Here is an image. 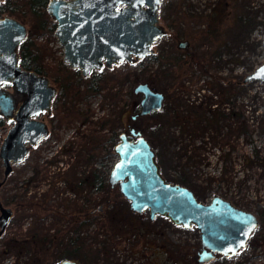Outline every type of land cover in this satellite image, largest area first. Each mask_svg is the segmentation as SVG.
Listing matches in <instances>:
<instances>
[{"label": "rangeland", "instance_id": "rangeland-1", "mask_svg": "<svg viewBox=\"0 0 264 264\" xmlns=\"http://www.w3.org/2000/svg\"><path fill=\"white\" fill-rule=\"evenodd\" d=\"M15 1L21 2L22 0ZM222 1L224 0H160L157 16L163 32L150 44L152 52L133 62L122 60L110 66H101L99 70L114 79L102 82L96 94L90 96L91 116L84 121L83 125L81 124L82 128L92 123L98 125L101 116L112 117L117 120L118 132L123 130V125L128 122L145 138L150 139L154 145L156 133L153 128L155 120L152 112L138 116L134 120L130 119V114L134 111L129 109V103L138 101L141 96L140 92H133L132 87L137 82H143L146 75L149 85L163 93L162 107L168 104L180 115L188 114L189 109H198L201 104L206 105L208 100L214 101V96L210 95L212 89L209 84V75L200 73L191 66L188 68V64L187 67H180L178 64L186 56L189 60L192 59L190 54L186 53L188 47L196 56L203 57L208 62L207 67L211 72L232 74L240 78L258 65L263 59L261 35L264 31V0H227L229 3L226 7V10L228 9L226 17L216 21L219 28L213 32L215 35L210 37L203 33L209 21L206 14L212 10H219L222 7ZM20 10H26V7H21ZM2 13L10 15L4 10L0 12ZM10 16L15 18L13 15ZM245 16H248L247 20L242 19ZM31 25L29 22L25 23L26 35L28 32L32 34L31 47L33 48L31 50L40 52V49L45 48L41 60L47 68L49 82L56 86L54 77H63L66 73L72 74L75 69L62 61V47L59 43L54 44L55 41L58 42L54 35L55 21L52 33H49L47 29H36ZM212 26L216 27L217 24L214 23ZM48 35L53 37V41L45 44ZM179 41H185V45L178 46ZM59 60L65 65L57 70ZM57 73L59 75L55 76ZM178 74L181 75L182 80L180 85H175V76ZM3 87L11 91L9 83L3 84ZM246 87L247 95L250 97L248 104L256 108L254 113L263 110L264 82L250 80ZM112 94L115 98L111 96ZM52 103L49 114L42 111L35 115L46 122L49 133L33 147L32 154L37 156L38 163H42L43 160H47V163H43H46L45 171L41 173V169L38 170L37 177L30 182L27 187L28 192L38 195L41 190L48 188L47 200L51 204L57 205L63 198H67L76 199L80 205L90 206L94 203V199L100 197L99 191L84 184L80 191L72 190L63 179V174L60 173L65 163L72 162L76 155L79 146L76 136L68 139V135L80 129L77 127L78 120L58 125L54 118L56 111ZM73 103L79 104L82 101L80 99H67L66 101V104ZM222 106L225 108L227 103H223ZM168 111L169 109L166 108L163 112H159L161 115L159 120L164 124L160 131L157 130V132L165 133L166 139L161 137L158 146H153L159 171L164 178L177 182L182 173L184 180L181 184L191 188L197 199L208 201L212 194H218L241 208L256 212V209L264 202V162H259L263 167L259 165L260 168L256 167L253 171L245 165L242 158L243 155H251L253 147L264 156V142L257 134L258 132L254 130L251 136L252 142L245 143L233 132H229L227 121H223L218 123L217 128L209 127L210 130L205 132L204 136L192 135L182 132V124L168 117ZM119 114H122L121 117ZM205 114L207 115L208 112L205 111ZM10 122L0 117V126L3 127L0 129V137ZM189 122L191 125L196 124L195 121ZM167 131H173L175 136L173 140L167 139ZM56 135L59 136L58 139ZM214 135H216L215 138ZM69 140H71V145L67 144ZM202 140L206 142L202 143ZM63 145H68L66 153L62 152ZM227 148H229V156L224 157L223 154ZM28 153L30 154L27 152L25 157L29 155ZM81 158H84V155ZM116 158L113 151L98 153L91 156V162L86 164L81 161L74 169L75 172L83 174L90 166L96 168L100 166L106 173ZM23 161L24 159L21 162ZM19 164L14 167H18ZM220 166L225 167L228 170L227 175L232 176L233 179L238 180L247 176L249 179L245 181V186L239 184L241 185L239 187L236 182L226 184L220 179L208 180L210 176L219 175ZM0 171L2 172L1 164ZM14 172L12 170L0 185V196H5L8 190L13 188L9 180ZM28 172L17 179L18 192H21L23 179L29 174ZM43 174H45L44 177H42ZM109 192L111 202L105 206V209L112 210L115 215L121 217L119 228L123 232L105 230L100 217H96L81 228L79 233L85 236L84 239L93 252V256L87 259L88 264H196L194 249L199 245V233L193 224L188 227L176 225L159 214L149 219L147 210L133 212L127 208V201L125 198L122 199L116 185ZM79 193L80 196L77 197ZM8 206L12 208L11 220L9 218L0 234V250L4 247V237L12 232H25L33 218L30 211H25L24 215L20 216L21 211L18 210L15 213L13 207L9 204ZM43 224L49 226L50 233H55L58 227L64 237L73 234V229H70L66 220L53 215L47 216ZM258 226L260 229L256 234L260 236L264 230L260 220ZM31 255V252L24 250L19 253L11 251L8 254L0 251V257L3 256L0 264H14L15 262L28 264L32 261ZM202 264H264V250L261 247L246 244L232 256L222 258L217 254L216 258Z\"/></svg>", "mask_w": 264, "mask_h": 264}, {"label": "water", "instance_id": "water-1", "mask_svg": "<svg viewBox=\"0 0 264 264\" xmlns=\"http://www.w3.org/2000/svg\"><path fill=\"white\" fill-rule=\"evenodd\" d=\"M160 0H48L46 11L55 21L54 35L62 47V61L84 76L112 63L134 60L152 52L150 44L163 32L158 23ZM264 23V16H263ZM26 34L18 19L0 15V113L11 121L0 137V185L28 150L48 135L46 122L35 117L50 112L55 87L48 77L18 63L17 47ZM179 41L178 46H184ZM262 61L243 75V81L264 82V31ZM9 83L11 91L3 87ZM138 110L130 119L162 107L164 95L146 82H137ZM7 102L2 104V100ZM17 101V102H15ZM264 111V98L262 103ZM3 128L0 126V129ZM117 158L107 174L133 212L148 211L168 218L173 224L199 233L196 262L212 260L216 253L231 256L244 248L257 226L256 212L241 208L229 199L212 194L208 201L197 199L188 186L171 182L159 171L155 150L133 125L121 130L113 145ZM12 208L0 201V234ZM55 264H77L63 259Z\"/></svg>", "mask_w": 264, "mask_h": 264}, {"label": "trees", "instance_id": "trees-1", "mask_svg": "<svg viewBox=\"0 0 264 264\" xmlns=\"http://www.w3.org/2000/svg\"><path fill=\"white\" fill-rule=\"evenodd\" d=\"M47 1L48 0H22L21 2H17L15 0H1L0 12L4 10L8 14L19 18L25 23H31V26L36 29H47L49 33H52L54 21L49 18L45 11V4ZM228 3L227 0H224L222 1V7L219 10H212L206 14L209 21L206 28L203 29L204 34L210 37L215 35L213 32H216L219 28V24L216 21L226 17V12L228 11V9L226 10V7L228 6ZM24 6L26 7V10L19 11V9ZM242 19L247 20L248 16H245ZM214 23L217 24L216 27L212 26ZM31 41H33L32 34L28 32L17 47V53L19 55L18 63L25 69L32 70L48 77L49 74L47 68L41 60L45 48L40 49V52H33L31 50L33 48L31 47ZM186 53L190 54L192 59L189 60V57L186 56V58L179 61V66L187 67L188 64V68L191 66L200 73L208 74L210 77L209 84L212 89L210 95L214 96V101L208 100L206 105L201 104L198 106V109H189L188 114L182 115L176 113V111H174L173 108H170L168 104L165 107H161L160 110L153 111L151 114L155 120L153 128L156 133L153 141L154 145L150 139L146 138L151 146H158L161 137L166 139L165 133L157 132V130L160 131L164 124L163 121L159 120L161 118L159 112H163L166 108L169 109L168 117L173 118L178 124H182L181 131L184 133L204 136L205 132L210 130L209 127L212 126L217 128L219 122L227 121L228 127L230 128L229 132H233L236 137H240L245 143L252 142L251 136H253L252 132L254 130L258 132L257 134L260 135L262 142H264V111L261 110L254 113L256 108L251 107L250 103L248 104L250 98L246 92L248 81H243V76L237 78L236 75L232 74L211 72L207 67L208 62H206L203 57L196 56L190 47L186 49ZM64 65L65 64L59 60L57 70ZM58 75L59 74L57 73L55 76ZM144 77L147 78L148 76L146 75ZM146 78L142 81L148 83ZM108 79L113 80L114 78L112 76L108 77L100 70H92L89 74L82 76L78 69H75L72 74L66 73L63 77H54L53 80L56 82L57 91L52 104H54V110L56 111L54 118L57 124H67L74 120H78L77 127L84 124V121H87L91 116L89 108L90 96H94L102 82L107 81ZM181 80V75L178 74L175 76V85H180L179 83H181ZM111 96L114 97V94ZM67 99H80L82 103H73L71 105L66 104ZM225 102L227 103V106L224 108L222 104ZM247 106H249V108H247ZM129 107V109L136 111L138 109V101H134L133 103L130 102ZM205 111L208 112L207 115L205 114ZM121 115L122 114H119L120 117ZM189 121H195L197 125H191ZM116 122L117 120H115V118L101 116L98 125L92 123L85 128H80L75 131V133L68 135V139H72L76 136V142L79 146L77 147L76 155H74V164L73 161L66 162L62 167V170H60V173L63 174V179L66 180V183L72 188V190L80 191L82 184H84L99 191L100 197L96 200L94 199V203L90 206L80 205L76 199L72 200L67 198H63V200L57 205L51 204L47 200L48 188L41 190L38 195L30 193V191L28 192L27 187L30 182L37 177L38 170L41 169V173L45 171V164L47 163V160H43L42 163L37 162V156L32 154V152H34L33 147L29 149L28 152H30V154L28 153L29 155L24 158V161L20 162L18 167H13L12 170L15 172L10 176V180L8 179L13 188H10L8 194L6 193L5 196H0V201L4 205H11L15 210V213H17L16 211L18 210L21 211L20 216H22L25 211H30L33 218L25 232H12L4 237V247L0 250L1 253L8 254L11 251L14 253H19L22 250L29 251L32 253V261L28 262V264H55L63 259H72L79 264H88L89 261H87V259L93 256V252L91 246L87 245V242L84 239L85 236L79 233L81 228L93 221L96 217H100V222L105 227V230L118 233L123 232L119 228L121 217L115 215L112 210L109 211L105 209V206L111 202V194H109V190H112L113 187L107 182L108 172L106 171L105 173V170L100 166L99 168L90 166L88 167L87 172L83 174L75 172L74 169L81 161L86 164L91 162L90 158L92 155L113 151V145L117 141L120 132L117 131L118 126L116 125ZM216 131H218V129ZM215 136L216 135H214V138ZM55 137L57 139L59 138L58 135ZM174 137L173 131H167L168 140L171 141ZM204 142L206 141L202 140V143ZM67 144L71 145V140H69ZM189 145L192 146L190 143ZM67 146L68 145H63L62 152L66 153ZM188 148L190 149V147ZM83 155L84 158H81ZM223 156H229V148H227ZM57 160L52 161L56 162ZM242 161L245 165L249 166L251 170L255 171L256 167H263L262 163L259 162H264V156L260 155V151L253 147L251 155H243ZM44 162L46 163L43 164ZM58 170L59 166L57 171ZM27 171H29V174L23 179L24 184L21 192H18L17 179ZM227 172L228 170L225 169V167L222 168V166H220L219 175L210 176L208 177V180L220 179L225 181L226 184H229V182H236L238 183L237 185H244L246 184L245 181L249 179L246 176L242 179L239 178L236 180L233 179L232 176L229 177ZM44 176L45 174H43L42 177ZM183 180L184 175L180 173L177 182L182 183ZM241 185H239V187ZM79 196L80 193L77 197ZM82 196L83 195H81V197ZM122 199H124L123 196ZM256 214L264 228V202L258 209H256ZM49 215L66 220L70 229H73V234L64 237L58 227L56 228L55 233H50L48 231L49 226L43 224V220ZM259 229V226L255 228V231L251 234L247 244L252 247H261L264 250V230L262 231V235L257 236L256 232ZM2 257H0V259ZM14 264L17 263L15 262ZM21 264L24 263L21 262Z\"/></svg>", "mask_w": 264, "mask_h": 264}, {"label": "flooded vegetation", "instance_id": "flooded-vegetation-1", "mask_svg": "<svg viewBox=\"0 0 264 264\" xmlns=\"http://www.w3.org/2000/svg\"><path fill=\"white\" fill-rule=\"evenodd\" d=\"M1 1V0H0ZM48 2V1H47ZM47 4V3H46ZM46 4H45V11H46ZM17 9V8H16ZM47 12V11H46ZM47 14H48V16H49V18H52L50 15H49V13L47 12ZM0 15H5V14H0ZM8 16H10V15H8ZM16 18V17H15ZM16 19H18V18H16ZM53 19V18H52ZM20 22H22L24 25H25V22H23V21H21L20 19H18ZM26 31H27V29H26ZM26 35V34H25ZM53 41V37L52 36H50V35H48V37H47V41H46V43L45 44H50L51 42ZM18 54V53H17ZM71 68V67H70ZM4 85H6V84H4ZM54 86V85H53ZM55 87V93H56V91H57V89H56V86H54ZM54 96H55V94H54ZM54 96H53V98L51 99V103H52V100L54 99ZM164 99V98H163ZM5 102H7V99L6 98H4V100H2V104L4 105V103ZM15 102H17V101H15ZM50 108H51V106H50ZM50 111H51V109H50ZM134 112H136V111H134ZM153 112V111H152ZM50 113V112H49ZM48 112H46V114H49ZM151 113V112H150ZM0 117L2 118V119H4L5 120V118L2 116V114L0 113ZM136 117H138V116H136ZM135 117V118H136ZM134 118V119H135ZM134 119H132V120H134ZM7 121V120H6ZM9 121V120H8ZM11 123V122H10ZM83 125V124H82ZM82 125L80 126V128H82ZM129 125H131L130 123H125L124 125H123V130L126 132V129L128 128V126ZM48 126V125H47ZM2 127V126H1ZM48 133H49V127H48ZM154 149V148H153ZM156 155V154H155ZM157 160V159H156ZM150 219V218H149ZM259 221V220H258ZM257 226H258V223H257ZM257 226H256V228H257ZM254 231H255V229H254ZM254 231H253V233H254ZM257 235V234H256ZM257 236H259V235H257ZM199 246V245H198ZM198 246L194 249V254H195V258H194V260H195V263L197 264L198 262H196V250H197V248H198ZM241 249V248H240ZM239 249V250H240ZM238 250V251H239ZM237 251V252H238ZM236 252V253H237ZM217 254H219V255H221L220 253H216L215 254V257L214 258H216V256H217ZM235 254V253H234ZM233 254V255H234ZM232 256V255H231ZM221 257L222 258H225V257H228V256H223V255H221ZM213 258V259H214ZM77 264H79L78 262H77ZM199 264H202V263H199Z\"/></svg>", "mask_w": 264, "mask_h": 264}, {"label": "built area", "instance_id": "built-area-1", "mask_svg": "<svg viewBox=\"0 0 264 264\" xmlns=\"http://www.w3.org/2000/svg\"><path fill=\"white\" fill-rule=\"evenodd\" d=\"M54 44H58V42H56V41H55V43H54Z\"/></svg>", "mask_w": 264, "mask_h": 264}]
</instances>
